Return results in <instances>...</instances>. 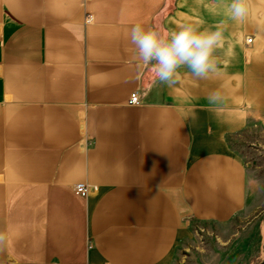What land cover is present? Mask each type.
I'll return each mask as SVG.
<instances>
[{
  "label": "crops",
  "instance_id": "0c3cea01",
  "mask_svg": "<svg viewBox=\"0 0 264 264\" xmlns=\"http://www.w3.org/2000/svg\"><path fill=\"white\" fill-rule=\"evenodd\" d=\"M229 3L0 0V264H176L198 228L234 246L249 179L233 141L264 119V0L242 22ZM222 20L217 72L182 68L170 87L128 39Z\"/></svg>",
  "mask_w": 264,
  "mask_h": 264
},
{
  "label": "clouds",
  "instance_id": "9594fccd",
  "mask_svg": "<svg viewBox=\"0 0 264 264\" xmlns=\"http://www.w3.org/2000/svg\"><path fill=\"white\" fill-rule=\"evenodd\" d=\"M249 13V0H230L226 15L242 22ZM226 23L222 20L214 29H203L199 23H182L164 37L158 28L136 23L131 26L128 39L135 51L139 66H150L156 80L164 85L176 83L179 70L187 69L198 80L210 78L218 70L217 50L222 46ZM209 104L221 102L220 92L213 91L207 97ZM5 240L0 233V244Z\"/></svg>",
  "mask_w": 264,
  "mask_h": 264
},
{
  "label": "rangeland",
  "instance_id": "374dc122",
  "mask_svg": "<svg viewBox=\"0 0 264 264\" xmlns=\"http://www.w3.org/2000/svg\"><path fill=\"white\" fill-rule=\"evenodd\" d=\"M233 151L245 164L249 179L247 214L234 221L227 233L234 246L198 228L185 247H177L176 264H259L264 260V119H251L234 139Z\"/></svg>",
  "mask_w": 264,
  "mask_h": 264
},
{
  "label": "built area",
  "instance_id": "2783aa9c",
  "mask_svg": "<svg viewBox=\"0 0 264 264\" xmlns=\"http://www.w3.org/2000/svg\"><path fill=\"white\" fill-rule=\"evenodd\" d=\"M92 16L89 15L88 16V20L91 19ZM252 42V38L251 37H247L246 38V43H251ZM130 104H139L140 103V97H139V94L138 92H133L130 96ZM74 192L79 195V196H82V197H85L89 194L90 192V187L88 185H85V184H76L74 187Z\"/></svg>",
  "mask_w": 264,
  "mask_h": 264
},
{
  "label": "water",
  "instance_id": "95a60500",
  "mask_svg": "<svg viewBox=\"0 0 264 264\" xmlns=\"http://www.w3.org/2000/svg\"><path fill=\"white\" fill-rule=\"evenodd\" d=\"M263 223H264V218H263ZM259 264H264V260H262Z\"/></svg>",
  "mask_w": 264,
  "mask_h": 264
}]
</instances>
